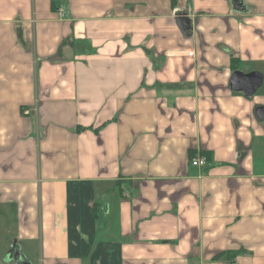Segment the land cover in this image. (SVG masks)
I'll list each match as a JSON object with an SVG mask.
<instances>
[{
    "label": "crops",
    "instance_id": "0c3cea01",
    "mask_svg": "<svg viewBox=\"0 0 264 264\" xmlns=\"http://www.w3.org/2000/svg\"><path fill=\"white\" fill-rule=\"evenodd\" d=\"M259 107L264 0H0V264H264Z\"/></svg>",
    "mask_w": 264,
    "mask_h": 264
},
{
    "label": "water",
    "instance_id": "95a60500",
    "mask_svg": "<svg viewBox=\"0 0 264 264\" xmlns=\"http://www.w3.org/2000/svg\"><path fill=\"white\" fill-rule=\"evenodd\" d=\"M262 83H263V76L258 72H251L248 74H244L240 71H236L232 74L230 81V88L233 91H241L246 96L251 97L262 86ZM255 113L259 119H262L264 117V108L263 107L257 108Z\"/></svg>",
    "mask_w": 264,
    "mask_h": 264
},
{
    "label": "built area",
    "instance_id": "2783aa9c",
    "mask_svg": "<svg viewBox=\"0 0 264 264\" xmlns=\"http://www.w3.org/2000/svg\"><path fill=\"white\" fill-rule=\"evenodd\" d=\"M192 52H190L188 55L192 56ZM29 112L26 111L25 114H28ZM208 163V160L206 159V157H204L203 155L199 154L196 157L192 158L190 161V164L192 167H196V168H204L206 167Z\"/></svg>",
    "mask_w": 264,
    "mask_h": 264
},
{
    "label": "trees",
    "instance_id": "16d2710c",
    "mask_svg": "<svg viewBox=\"0 0 264 264\" xmlns=\"http://www.w3.org/2000/svg\"><path fill=\"white\" fill-rule=\"evenodd\" d=\"M52 10H55L54 6H52ZM201 155H203L204 157H206L207 160L209 159V156H208L207 153H201ZM232 254H235V253H232ZM220 256H225V255L222 254V255H219L218 257H220Z\"/></svg>",
    "mask_w": 264,
    "mask_h": 264
},
{
    "label": "rangeland",
    "instance_id": "374dc122",
    "mask_svg": "<svg viewBox=\"0 0 264 264\" xmlns=\"http://www.w3.org/2000/svg\"><path fill=\"white\" fill-rule=\"evenodd\" d=\"M188 54H189V53H188ZM262 91H263V90L260 89L259 92H258V91H257V92H258V94H261Z\"/></svg>",
    "mask_w": 264,
    "mask_h": 264
}]
</instances>
